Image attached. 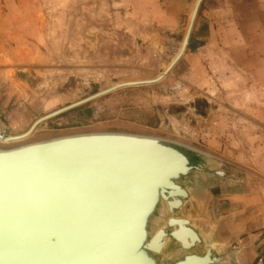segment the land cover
I'll return each mask as SVG.
<instances>
[{
  "label": "rangeland",
  "instance_id": "1",
  "mask_svg": "<svg viewBox=\"0 0 264 264\" xmlns=\"http://www.w3.org/2000/svg\"><path fill=\"white\" fill-rule=\"evenodd\" d=\"M245 1L248 16L254 5ZM165 7L166 0H0V130L23 133L39 117L117 83L162 75L191 15L187 9L174 35L163 27ZM206 80L193 85L173 67L154 83L119 87L52 115L0 148L105 131L179 141L217 173L191 187L193 222L204 218L227 233L218 218L229 212L221 211L232 209L233 220L254 212L253 231L264 234V121L252 106L228 103L243 82L231 77L223 88ZM246 98L255 104L253 93ZM199 195L205 212H195Z\"/></svg>",
  "mask_w": 264,
  "mask_h": 264
},
{
  "label": "water",
  "instance_id": "2",
  "mask_svg": "<svg viewBox=\"0 0 264 264\" xmlns=\"http://www.w3.org/2000/svg\"><path fill=\"white\" fill-rule=\"evenodd\" d=\"M207 174L217 173L195 149L123 132L0 149V264H226V251L186 218L191 187Z\"/></svg>",
  "mask_w": 264,
  "mask_h": 264
},
{
  "label": "crops",
  "instance_id": "3",
  "mask_svg": "<svg viewBox=\"0 0 264 264\" xmlns=\"http://www.w3.org/2000/svg\"><path fill=\"white\" fill-rule=\"evenodd\" d=\"M195 1L166 0L163 27L177 35L181 16L187 9L191 12ZM245 2L202 0L191 26V43L171 68L174 67L177 74L193 85H202L206 74V83L213 82L216 86L221 82L223 88L227 87L231 77L237 78L243 85H238L240 88L235 94L236 99L228 96V103L252 106L256 117L264 121V106H260L264 105V0H253L254 11H250L248 16L243 15ZM238 80L235 81L239 83ZM247 92L253 93L255 104L247 102ZM190 194L194 198L192 191ZM203 199L200 195L195 197V212H205L202 208ZM231 210L221 211L229 213L218 218V223H228L227 233L215 231L210 222L198 218L202 236L226 251L229 259L226 264H264V234L253 231L256 224L254 212H251V216L233 220ZM257 246H260L258 250ZM256 251L262 253L261 262L254 260Z\"/></svg>",
  "mask_w": 264,
  "mask_h": 264
},
{
  "label": "bare ground",
  "instance_id": "4",
  "mask_svg": "<svg viewBox=\"0 0 264 264\" xmlns=\"http://www.w3.org/2000/svg\"><path fill=\"white\" fill-rule=\"evenodd\" d=\"M198 10V9H197ZM192 12V11H191ZM191 16V15H190ZM190 20V19H189ZM192 23H193V21H192ZM192 26V25H191ZM190 30H191V28H190ZM182 47V42H181V44H180V46H179V48H178V52H177V54L175 55V57L177 56V55H179L178 56V59L180 58V56L183 54V52L185 51V49L182 51V53L180 52V48ZM180 52V54H178ZM174 57V58H175ZM174 58L171 60V62L174 60ZM177 59V60H178ZM176 60V61H177ZM175 61V62H176ZM170 62V63H171ZM175 62L172 64V66L175 64ZM169 63V64H170ZM171 66V67H172ZM168 67V66H167ZM170 67V68H171ZM170 68H169V70H170ZM166 70V69H165ZM164 70V71H165ZM168 70V71H169ZM167 71V72H168ZM166 72V73H167ZM163 75H165V73H163L162 75H160V76H158L157 78H155L156 80H152L151 82H148V81H150V79L149 80H134V81H122V82H120V83H117V84H115V85H113V86H111V87H109V88H107V89H105V90H102V91H100L101 93L100 94H97L96 96H98V95H101V94H103V93H106V92H108V91H111V90H114V89H116V88H119V87H123V86H132V85H138V84H146V83H154L155 81H157V80H159L160 78H162L163 77ZM129 82H136V84H129ZM97 93H99V92H97ZM91 96H93V95H91ZM96 96H94V97H96ZM94 97H92V98H94ZM89 99H91V98H89ZM74 103H76V102H74ZM80 103H82V102H79V103H77V104H80ZM70 105V104H69ZM68 106V105H67ZM60 109V108H59ZM58 110V109H57ZM56 111V110H55ZM52 112H54V111H52ZM51 113V112H50ZM49 114V113H48ZM42 117V116H41ZM40 118V117H39ZM37 120V119H36ZM35 120V121H36ZM44 120V119H43ZM34 121V122H35ZM40 121H42V120H40ZM40 121H38L37 123H39ZM33 122V123H34ZM33 123H32V125L30 126L31 128L28 130V132H26L25 134H23V135H20V134H22V133H19V134H8V133H5L4 132V130H0V143H2V144H5V145H9V144H13V143H15L16 141H19V140H21V139H25V138H27V136L28 135H30V133H31V131L34 129V127L37 125V123L36 124H34V126H33ZM24 133V132H23ZM87 133H94V132H87ZM98 133H101V132H98ZM129 133V132H128ZM129 134H135V135H140V134H137V133H129ZM20 135V136H19ZM146 136H151V137H159V136H152V135H146ZM159 138H164V137H159ZM165 139H168V138H165ZM169 140H172V139H169ZM172 141H175V140H172ZM177 142H179V141H177ZM179 143H181V142H179ZM183 145H186V146H188L187 144H184V143H182ZM15 147H17V146H15ZM188 147H190V146H188ZM9 147H4V148H0V149H2V150H5V149H8ZM190 148H192V147H190ZM212 170H214V169H212ZM178 192V191H177ZM177 194H180V192H178ZM173 205H175V203L173 204ZM188 217H186V218H190V215H187ZM186 220V219H185ZM194 224V223H193ZM195 225V224H194ZM207 230H208V228H207ZM181 236H180V234H179V237L178 238H180ZM183 237H181V239H182ZM168 240V239H167ZM166 240V241H167ZM236 264V263H235Z\"/></svg>",
  "mask_w": 264,
  "mask_h": 264
},
{
  "label": "trees",
  "instance_id": "5",
  "mask_svg": "<svg viewBox=\"0 0 264 264\" xmlns=\"http://www.w3.org/2000/svg\"><path fill=\"white\" fill-rule=\"evenodd\" d=\"M201 3H202V1L200 2L199 6L201 5ZM198 8H199V7H198ZM190 43H191V38H190V36H189V39H188V43H187V45H186V48L190 45Z\"/></svg>",
  "mask_w": 264,
  "mask_h": 264
},
{
  "label": "built area",
  "instance_id": "6",
  "mask_svg": "<svg viewBox=\"0 0 264 264\" xmlns=\"http://www.w3.org/2000/svg\"><path fill=\"white\" fill-rule=\"evenodd\" d=\"M262 261V256H257L256 262H261Z\"/></svg>",
  "mask_w": 264,
  "mask_h": 264
}]
</instances>
